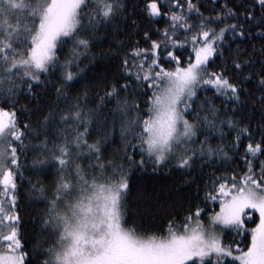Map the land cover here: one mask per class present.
<instances>
[{
    "label": "snow or ice",
    "instance_id": "obj_1",
    "mask_svg": "<svg viewBox=\"0 0 264 264\" xmlns=\"http://www.w3.org/2000/svg\"><path fill=\"white\" fill-rule=\"evenodd\" d=\"M170 3V27L158 39H151L152 34L145 31L151 48H133L131 63L127 56L123 60L124 73L134 75L151 91L146 111L139 101L121 99L120 93L127 90V82L120 87L114 83L106 86L98 109L85 110V92L84 104L77 96L75 104L60 113L62 125L76 124L75 135L70 140L65 136L63 143H56L49 151L47 133H44L43 158H37L34 164L46 165L51 157L58 180L51 189L42 217L43 231L50 232L54 238L40 253L44 257L42 264H264V161L257 171L253 160L248 159L264 156V131L260 140L252 143V128L234 115L229 117L225 113L222 118L210 100L193 107L198 92L207 91L209 86L218 95L239 101L238 85L223 70L209 71L207 65L226 32L244 37L245 25L255 22L257 34L264 36V31H259L264 29V0L253 3V9L259 5L262 13L259 17L254 10L245 9L242 22L223 21L224 27L218 32L211 25L221 22V16L239 21L232 9L212 19L203 17L192 0H187L188 15L183 12L181 0H170ZM123 7L122 0H91V4L89 0H0V95L11 100L15 89L23 85L31 92L32 82H39L42 74L59 65L58 52L69 43L71 51L61 67L63 80L73 81L77 74L72 64L90 49L97 27L111 24ZM161 7L158 0H148L145 11L150 18H155L162 15ZM177 8L181 11L177 12ZM86 9L90 10L86 12ZM193 10L200 17L197 25L190 23ZM181 30L183 39L178 35ZM186 45L191 47V53L183 62L175 50ZM162 49L167 53L164 61L160 58ZM239 54L238 49L237 59L233 60L236 70H242L243 64L249 62L242 63ZM172 62H175L174 68L164 67L165 63ZM260 84L264 86V76ZM62 92L63 88H57L58 94ZM113 98L115 106L101 121L105 102ZM257 102L264 105V92ZM189 113H194L193 120L188 119ZM53 117V113L46 115L43 125H48ZM110 118L113 131L119 121L125 146L121 156L105 161L101 141L89 143L87 137L94 119L99 121L98 129L107 136L104 130ZM225 124L236 130L233 147L237 151L241 139H249L244 155L247 170L240 175L233 173L230 178L214 176L204 195L205 207L197 204L195 211L189 210L179 223L176 218H170L166 228L159 231L135 224L128 226L123 208L130 188L131 168L137 164L143 167L145 155L156 165L175 158L178 169L190 168L198 155L201 160L221 153L227 157V152L222 147L213 148L207 137L200 141L198 152L190 147L201 127L218 130L223 136ZM24 128L30 125L25 124ZM68 131V128L61 129L62 133ZM25 135L16 112L0 106V186L3 188L0 264H33L20 238L16 223L19 217L15 211L17 172L14 169H19L18 145H23ZM40 135L36 131L37 139ZM85 149L90 161L87 168L77 162ZM137 149L141 155L139 161L135 160ZM124 160L127 169L120 162ZM38 191L41 197L47 196L43 186ZM209 201L218 202L219 210L210 213L205 221L203 213ZM228 233H234L233 241L225 244L223 237Z\"/></svg>",
    "mask_w": 264,
    "mask_h": 264
},
{
    "label": "trees",
    "instance_id": "obj_2",
    "mask_svg": "<svg viewBox=\"0 0 264 264\" xmlns=\"http://www.w3.org/2000/svg\"><path fill=\"white\" fill-rule=\"evenodd\" d=\"M199 8L200 13L205 18L215 19L218 14L232 9L240 18L236 21L227 16H221V22L211 25L218 32L224 27V22L228 24L242 22L245 9L255 11L256 16L262 13L259 5H255L254 0H192ZM124 7L121 14L108 25H99L92 36V44L88 51L80 55L79 60L72 64V70L76 72L73 81H64V59L71 51V43L64 46L58 52L59 65L50 69L48 73L42 74L39 82H32V91L29 92L27 85L19 86L15 89V95L8 100L0 95V106L8 111H15L19 127L25 131L23 145H18L19 169H14L16 175V206L15 211L19 217L16 222L19 235L24 245V249L29 253V259L33 264H42L44 259L40 253L49 247L53 241L50 232L43 231L42 217L45 214L47 199L51 196V189L58 180L57 169L53 167L55 161L49 157L46 165H36L34 161L37 158H43L44 133L48 137V150L51 151L56 143H63L65 136L70 140L75 135L76 124L62 125L60 122V113L69 110L76 102L77 96L81 97V103L84 104L83 95L87 92V104L85 110L98 109L100 97L104 96L106 86L116 84L118 87L125 82L128 84L127 90L120 93L121 99L127 98L129 102L139 101L141 108L146 111V100L151 95L147 84L138 82L134 75L128 76L123 71V60L127 56L131 63L132 49L151 48V40H146L145 31H149L151 39H158L163 30L171 25L170 15L172 5L170 0H158L162 5V15L155 18L148 16V0H122ZM184 5L183 12L188 15L187 0H181ZM91 4V0H89ZM227 4V8L224 5ZM90 9H86V12ZM180 12L181 9H175ZM87 22V15L84 17ZM200 17L193 10L191 12L190 23L197 25ZM250 28V31L248 29ZM246 34L244 37L234 35L231 31L225 33L223 41L217 43L220 47L212 57L209 58L207 65L209 71L221 72L228 77L232 83L239 87V101L229 100L225 96L218 95L214 89L209 86L207 91H199L193 107H197L202 101L208 99L220 111L223 118L235 116L244 125H249L253 130L251 142L255 143L261 138V131H264V105L257 102V98L264 92V86H261L260 79L264 76V36L258 35V29L253 25H245ZM259 31H264L260 29ZM178 35L183 39V31ZM239 49V59L244 63L242 70H236L233 60L237 59L236 53ZM172 50V49H169ZM223 55H220V52ZM191 53V47L186 45L184 49H176L175 54L180 56L183 62H186ZM167 53L161 50L160 58L164 61ZM138 62V61H137ZM164 67L174 68L175 62L165 63ZM246 77H249L246 79ZM57 88H63V92L58 94ZM106 107L102 109L100 120L103 115H107L109 110L115 106L116 100L105 102ZM53 113L54 117L48 125H43L46 115ZM188 119H194V113L188 114ZM30 125L25 129L24 125ZM99 121H93L90 125V135L87 137L89 143L96 140L101 141V154L105 161L114 157L121 156L124 151L125 142L120 136V124L117 121L115 130L112 129L111 118L107 128L108 133L103 135L98 129ZM62 128H68L67 133H62ZM82 130V129H81ZM36 131L41 133L40 138H36ZM224 134L221 135L218 130H209L201 127L197 133L195 143L190 147L199 150L200 141L207 137L213 148L222 147L227 152V157L223 153L213 156L209 159L207 156L203 160L197 156L190 168L178 169L176 159L170 158L160 165H156L147 155L144 156L145 164L140 167L138 164L133 166L128 172L129 192L124 203V216L128 221V226L135 224L151 230H162L166 228L170 218H176L177 222L182 220L183 216L188 214L189 210L195 211V207H205L204 195L211 187V179L215 177H231L233 173L240 175L247 170L248 165L245 162V146L249 139L242 138L239 151L233 144L235 143L236 130L229 129L225 124L223 126ZM129 139H131L129 137ZM131 152V148L128 149ZM76 158V154H73ZM141 155L139 150L135 154V160L139 161ZM254 167L259 170L260 164L264 161V156H258L253 159ZM83 167L87 168L90 163L87 158L86 149L79 156L77 161ZM124 163L128 168L127 161ZM43 186L47 196L41 197L39 187ZM3 192L0 186V193ZM0 199L3 196L0 195ZM9 206L11 202H8ZM219 210L218 202H208L207 208L203 213V219L213 211ZM234 233H228L223 237L224 243L229 244L233 241ZM237 240L240 238L237 237ZM243 247V245H241ZM230 259V258H229ZM238 264V262H237Z\"/></svg>",
    "mask_w": 264,
    "mask_h": 264
},
{
    "label": "rangeland",
    "instance_id": "obj_3",
    "mask_svg": "<svg viewBox=\"0 0 264 264\" xmlns=\"http://www.w3.org/2000/svg\"><path fill=\"white\" fill-rule=\"evenodd\" d=\"M191 146V145H190ZM174 159V158H173Z\"/></svg>",
    "mask_w": 264,
    "mask_h": 264
}]
</instances>
